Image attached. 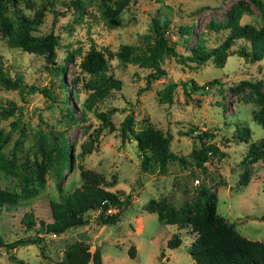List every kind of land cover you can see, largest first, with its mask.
Masks as SVG:
<instances>
[{"label":"rangeland","instance_id":"374dc122","mask_svg":"<svg viewBox=\"0 0 264 264\" xmlns=\"http://www.w3.org/2000/svg\"><path fill=\"white\" fill-rule=\"evenodd\" d=\"M4 14L19 31L33 35L52 32L57 37L55 63L65 64L63 80L52 74L42 54L9 46L0 31V70L10 80L19 77L21 90L0 81V160H10L0 168V188L19 192L23 184L36 187V193L18 196L4 204L0 213V237L4 242L36 238L19 243L9 254L0 246V264H53L73 240H82L89 250H100L102 264H194L187 252L192 235L157 218L155 210L144 208L149 199L162 198L178 208L201 199V189L211 193L216 212L245 237L264 241V160L247 156L250 142H264V126L252 117L259 104L257 93L264 94V59L250 61L238 55L248 48L236 38L222 59L208 57L203 62L190 58L196 44L217 46L225 35L223 28L208 25L225 20L232 8L247 4L241 23L259 26L263 19L258 8L247 0H15L3 1ZM264 7V0H261ZM156 17L176 54L164 53L159 65L165 74L147 79L152 69L136 62H122L115 54L121 43L137 48L152 46ZM179 26H189L180 33ZM90 46L106 58L99 75L84 71L79 62ZM102 77L120 80L90 108L83 100L90 84ZM216 78L214 84H206ZM177 82L170 102H159L166 83ZM181 81V82H180ZM194 82L197 88L193 87ZM182 82L184 84L182 85ZM29 85L47 87L53 99ZM201 85H203L201 87ZM12 103L14 111L5 113ZM115 107L110 114L114 129L101 125L97 111ZM127 112L133 113V129L146 122L170 136L169 150L182 156L183 163L168 159L162 168L142 169L135 141L121 137L118 124ZM247 126L249 138L236 135ZM217 150L197 166L191 151L200 145L202 131ZM3 135L7 138L1 142ZM69 148L63 162L59 146ZM99 172L103 186L122 197L129 205L120 219L98 225L95 211L87 221L54 235L36 232L39 220L50 218L49 200L60 201L81 183L78 166ZM244 177V180H243ZM197 179V180H195ZM245 182V183H243ZM31 211L34 224L25 227L24 212ZM181 238L177 247H167L173 233ZM133 244V257L127 248ZM86 264H93L88 260Z\"/></svg>","mask_w":264,"mask_h":264},{"label":"trees","instance_id":"16d2710c","mask_svg":"<svg viewBox=\"0 0 264 264\" xmlns=\"http://www.w3.org/2000/svg\"><path fill=\"white\" fill-rule=\"evenodd\" d=\"M0 0V31L6 37L9 46H16L22 50L36 52L43 55L45 65L52 74H59L63 80L65 64L70 59L71 53L60 65L55 63V47L57 37L54 33L47 32L43 35H33L27 31H19L14 27L13 20L4 14L5 4ZM253 3L260 14L263 16L261 24L255 26L251 23H241L239 21L244 10L248 9L247 4L238 3L235 5L224 21L214 23L208 22L210 27L223 28L226 30L221 42L212 48H205L203 45H194L190 51L189 57L196 62H203L208 57L213 56L222 60L227 55V48L236 38H242L248 43V48L239 47L235 52L247 58L250 61L264 59V7L261 0H247ZM152 29L156 34V40L152 46L143 49L134 45L121 43L118 45L114 54L122 62H136L143 66H149L152 69L148 72L147 79L158 78L165 74V70L159 65L164 53L176 54L173 46L168 43L164 29L159 25L156 17L152 18ZM180 33H188L189 26H179ZM80 67L91 74L99 75L106 66V58L103 52L94 46H90L79 62ZM0 81L7 87L23 89L26 85L19 77L10 80L0 70ZM181 82V81H180ZM216 78L209 79L206 84H214ZM194 88H197L193 81ZM184 82H182V85ZM177 82L170 81L165 84L160 92L159 102H170L174 87ZM120 80L115 77H102L97 82L90 84V91L83 100V105L90 108L96 101L102 99L111 89H118ZM203 85H201L202 87ZM29 90L38 89L49 99H53L51 91L45 87L29 85ZM255 100L259 104L257 110L253 111L252 117L264 126V94L257 93ZM115 107H110L105 111H97L96 115L101 120V125L107 129H114V124L110 119V114ZM14 111L12 103L5 107L4 114H10ZM133 113L127 112L117 126L121 137L129 136L135 141L136 148L140 154L139 165L142 169L158 167L162 168L168 159H175L183 163L182 156H179L169 150L170 136L163 133L160 129L154 127L150 122H146L138 129H133ZM200 136V145L191 151V157L194 164L202 166L207 160L209 154L216 152L217 147L206 139L211 133L202 131ZM239 140L247 141L249 138V129L243 126L239 134L236 135ZM3 135L1 142L6 140ZM58 152L61 159L66 163L68 161L69 148L66 144L59 146ZM247 156L251 160L261 158L264 160V142H250L247 147ZM11 164L10 160H0V168L5 169L6 163ZM78 173L81 183L60 200H49L50 218L47 221L39 220L36 232L60 233L68 227L83 224L87 221L86 213L94 210L93 221L98 225L112 224L120 219L122 211L128 207L129 195L121 196L115 190L106 189L103 186L102 175L92 169L78 166ZM244 180V177H243ZM245 183V182H243ZM36 187H27L23 184L19 192L5 188H0V213L4 204L12 203L18 196H29L36 193ZM201 199L191 200L178 208L169 206L162 198L149 199L144 208L157 212V218L166 223L173 224L175 227L185 229L192 238L187 246V252L192 258L194 264H264V241L251 239L240 234L231 223H226L224 219L216 212L215 204L212 200V194L206 193L205 189L200 190ZM110 209V210H108ZM264 220V214L260 215ZM25 227L29 228L34 224L31 211H26L21 216ZM35 241L31 239H17L4 242L0 237V246H2L11 256V249L25 241ZM181 243V238L177 233H173L166 240L167 247H177ZM133 244L127 248V253L133 257ZM91 260L93 264H102L100 250L97 245L89 250L88 244L82 240H73L63 251V257L53 264H86Z\"/></svg>","mask_w":264,"mask_h":264},{"label":"built area","instance_id":"2783aa9c","mask_svg":"<svg viewBox=\"0 0 264 264\" xmlns=\"http://www.w3.org/2000/svg\"><path fill=\"white\" fill-rule=\"evenodd\" d=\"M195 180H197V179H195ZM108 210H110V209H108ZM53 235H54V233H52Z\"/></svg>","mask_w":264,"mask_h":264},{"label":"crops","instance_id":"0c3cea01","mask_svg":"<svg viewBox=\"0 0 264 264\" xmlns=\"http://www.w3.org/2000/svg\"><path fill=\"white\" fill-rule=\"evenodd\" d=\"M90 250H92V249H90ZM193 264V263H192Z\"/></svg>","mask_w":264,"mask_h":264}]
</instances>
